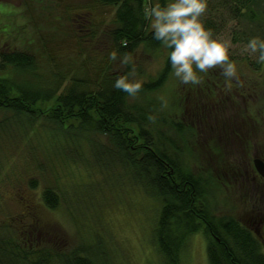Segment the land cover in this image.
Returning <instances> with one entry per match:
<instances>
[{
  "label": "rangeland",
  "instance_id": "obj_1",
  "mask_svg": "<svg viewBox=\"0 0 264 264\" xmlns=\"http://www.w3.org/2000/svg\"><path fill=\"white\" fill-rule=\"evenodd\" d=\"M261 8L264 9V4L259 5L255 14L257 20L264 22ZM114 12V8L101 7L95 0H0V55L23 52L33 55L37 64V73L23 74L8 66L0 78L10 85L15 82L27 86L37 83L33 81L37 75L44 80L40 84L49 81L51 84L55 74L63 78L62 87L52 100L31 108L38 115L29 119L30 124L13 112L0 111V239L11 230L19 233V228L36 220L41 231L53 230L68 248L86 238L101 239L113 255V264H163L153 239L158 202L132 182L127 172L118 168L102 170L93 162L89 166L92 159L86 144L60 149L57 140L51 139L49 125L40 116L41 112H49L52 103L55 106V99L68 86L70 76L85 78L92 64L101 67L106 58L104 54L91 53L90 61L84 62L75 36L86 34L90 22L104 31ZM74 18H78L77 23L72 21ZM237 23L229 22L214 38L230 45L229 57L234 62L247 59L235 62L239 81L234 80L231 91H226L225 78L219 69L199 75L204 81L202 90L219 83L223 94L232 93L229 102H223L218 110L203 109L202 112L216 119L218 135V127L229 125L231 120L241 135L239 141L230 142L228 147L221 146L220 152L207 154L202 150L204 145L185 130L190 122L184 100L187 105L190 103L195 95L191 90L194 86L181 84L172 76V71L160 89L146 93L139 103L153 104L155 108L153 115L157 117L160 141L156 147L178 158L187 173L195 177L205 174L200 178L203 193L199 205L206 207L215 218H232L247 226L264 249V180L252 163L254 158H264V65L260 71L253 72L248 62L257 63V56L243 52L245 43H233L232 33L247 32L250 26L247 15ZM259 33L264 39V26ZM100 43L107 47L108 39L103 37ZM165 54L163 49L148 54L138 51L134 63L142 69V76L134 80L155 78L165 65ZM214 90L219 89L214 87ZM161 96L168 102L163 110L158 99ZM93 138L105 142V138ZM208 138L213 139L212 135ZM56 184L70 205L59 194L60 204L52 211L43 203L42 194L48 188L58 192ZM178 264H208L203 234L198 232L187 239L179 252Z\"/></svg>",
  "mask_w": 264,
  "mask_h": 264
},
{
  "label": "trees",
  "instance_id": "obj_2",
  "mask_svg": "<svg viewBox=\"0 0 264 264\" xmlns=\"http://www.w3.org/2000/svg\"><path fill=\"white\" fill-rule=\"evenodd\" d=\"M95 1L101 7L114 8L113 18L110 25L106 26L108 28L102 32L98 24L90 22L86 34L75 36L76 46L79 55L85 58L84 62L90 61V54L96 52H102L106 58L100 64L101 67L97 68L92 64L87 69L86 79L74 74L70 78L65 76L69 84L55 99V106L52 103L49 112L40 113L52 130L51 139L57 140L60 149L86 144L92 159H89V166L93 162L102 170L118 168L127 172L132 182L140 185L150 198L158 202L153 239L163 264H178L180 250L187 239L198 232L206 240L208 264H264L262 245L251 229L232 218H215L206 207L199 205L203 193L200 178L205 174L199 173L195 177L187 173L182 169L178 158L170 155L164 148L156 147L160 142L157 117L155 123L147 120V116L153 115L155 108L153 104L139 103V99L146 93L160 89L172 71L168 60L171 50L153 39L148 28L149 21L143 16L142 9L155 0ZM167 2L168 0H159L162 6ZM207 3V11L201 20L212 31L213 38L229 22L236 24L247 15L250 23L248 31L232 33L233 43L247 44L253 37L262 39L259 32L264 22L257 20L255 13H258L259 5L264 4V0H207ZM261 10L264 12V9ZM77 19L72 21L77 23ZM67 20H70V16ZM100 36L108 39L107 47L101 45ZM88 43H91L90 47ZM124 43L126 47L123 46ZM162 49L166 51L165 65L155 78L138 80L143 84L138 98L133 99L113 87L117 77L130 72L131 65L122 67L119 58L114 62L110 61L109 54L112 51H116L118 57L129 53L134 62L138 51L148 54ZM243 61L247 59H236L235 62ZM248 63L253 72L260 71L261 64ZM117 65L121 68H116ZM8 66L23 74L37 73L35 57L23 52L1 54L0 73L6 72ZM135 67L136 76L141 77L142 69L136 65ZM129 79L134 80V77ZM33 81L37 83L31 82L27 86L12 82L13 85H10L6 79L0 78V111L13 112V115L30 124L34 114H37L31 108L52 100L62 87L63 78L55 74L51 84L50 81L40 84L38 82L44 80L37 75ZM213 84L206 90H202L201 85L194 86L191 90L195 95L190 103L187 105L184 100L187 119L192 124L187 123L185 130L189 136H195L197 142L204 145L202 150L207 154L210 151L220 152L221 146L228 147L230 142L239 141L241 136L237 126L231 125V120L229 125L218 127V135L215 131L216 119L202 112L203 109L218 110L223 102L227 104L232 97V93L223 94V87L219 83ZM214 87L219 90H214ZM134 133L136 136L132 135ZM210 135L213 139L208 138ZM96 136L105 138V142L95 140L93 137ZM261 160L264 162V158ZM56 186L58 187L57 184ZM58 192L52 188L43 191L42 201L49 210L58 208L60 195L70 205L59 187ZM64 193L66 194L65 191ZM19 230V233L11 230L10 234L0 239V264H113V255L102 245L101 239H96L95 236L92 240L86 238L84 242L79 241L76 246L68 248L53 230L52 234L41 231L43 229L36 220Z\"/></svg>",
  "mask_w": 264,
  "mask_h": 264
},
{
  "label": "clouds",
  "instance_id": "obj_3",
  "mask_svg": "<svg viewBox=\"0 0 264 264\" xmlns=\"http://www.w3.org/2000/svg\"><path fill=\"white\" fill-rule=\"evenodd\" d=\"M207 7V0H168L163 6L159 0H155L142 11L144 18L150 22L153 39L171 50L168 60L175 79L184 85L199 86L204 83L200 73L207 74L219 69L220 75L225 78V90L231 91L232 82L239 81L237 66L229 57L230 45L213 38L212 31L204 26L201 17ZM123 46L126 47V43ZM243 52L256 55L257 63L264 65V39L250 38ZM118 58L122 67L131 65V70L127 75L117 77L113 87L133 99L138 98L143 84L129 79L137 75L133 57L129 53L118 57L116 51L109 54L110 61ZM158 99L162 101L161 110L167 108V100L163 96ZM147 120L155 123L156 117L148 115Z\"/></svg>",
  "mask_w": 264,
  "mask_h": 264
},
{
  "label": "water",
  "instance_id": "obj_4",
  "mask_svg": "<svg viewBox=\"0 0 264 264\" xmlns=\"http://www.w3.org/2000/svg\"><path fill=\"white\" fill-rule=\"evenodd\" d=\"M252 163L257 175L260 178H264V162L260 158H254Z\"/></svg>",
  "mask_w": 264,
  "mask_h": 264
},
{
  "label": "flooded vegetation",
  "instance_id": "obj_5",
  "mask_svg": "<svg viewBox=\"0 0 264 264\" xmlns=\"http://www.w3.org/2000/svg\"><path fill=\"white\" fill-rule=\"evenodd\" d=\"M260 220H261V221H259L258 223H259V224L263 223L261 218H260Z\"/></svg>",
  "mask_w": 264,
  "mask_h": 264
}]
</instances>
